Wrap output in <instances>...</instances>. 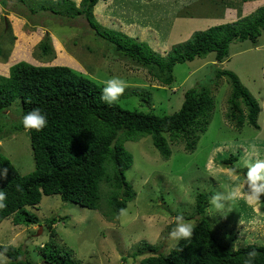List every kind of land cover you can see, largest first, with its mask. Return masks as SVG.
<instances>
[{"label": "rangeland", "instance_id": "obj_1", "mask_svg": "<svg viewBox=\"0 0 264 264\" xmlns=\"http://www.w3.org/2000/svg\"><path fill=\"white\" fill-rule=\"evenodd\" d=\"M73 1L76 5L80 2ZM35 3L36 0H0V74L7 75L10 65L24 60L34 65H67L103 86L108 79L118 77L127 84L118 101L123 108L156 114L177 111L186 90L206 85L212 90L214 108L206 130L191 151L185 149L183 139H168L171 154L164 158L148 134L124 142L133 156L125 175L136 192L124 208L125 215L112 217L104 213V197L98 209H91L63 201L58 194L42 195L39 203L25 206L27 212L38 217V223L14 224L13 215L4 218L0 223V244H9L15 238L22 258L34 264H49L39 248L49 239L47 220L55 217L52 226L56 241L71 249L79 264H140L141 258L151 254L143 250L148 244L167 253L175 244L169 238L175 217L183 214L186 221L196 224L195 198L199 192L230 191L235 180L227 170L237 165H241L242 182L247 171L242 161L257 158L252 154L253 145L264 158V30L254 40L231 41L222 62H217L214 52H210L176 63L172 83L162 85L148 67L96 36L83 16L67 18L50 10L33 13L29 7ZM263 4L264 0H99L93 13L102 25L145 41L166 55L193 32L232 22ZM44 41L49 48L47 54L39 47ZM222 69L233 71L255 97L259 128L245 119L237 129L235 119L227 117L230 85L226 76L218 81L215 78ZM243 111L245 115L246 109ZM4 113L0 116V152L21 174H27L35 167L29 134L14 129L21 120L20 99L13 101ZM231 154L236 158L223 164ZM261 201L264 202V195ZM207 209L204 215L215 233L232 248L264 245V203L257 213L238 199L223 217H211ZM5 257L9 262L10 258Z\"/></svg>", "mask_w": 264, "mask_h": 264}, {"label": "trees", "instance_id": "obj_2", "mask_svg": "<svg viewBox=\"0 0 264 264\" xmlns=\"http://www.w3.org/2000/svg\"><path fill=\"white\" fill-rule=\"evenodd\" d=\"M98 1L80 0L76 5L73 0H36L29 8L33 13L50 10L67 18L83 16L96 36L139 65L148 67L162 85L172 83L176 63L210 52H214L217 62H222L228 55L231 41L254 40L264 30L263 4L247 15L237 16L232 22L193 32L186 41L174 45L162 55L147 42L99 23L93 13ZM39 47L43 54L49 52L46 41ZM222 76H226L230 85L227 117L235 119L237 129L242 127L245 119L259 128V106L255 97L233 71L219 70L215 78L218 81ZM262 77L264 80V63ZM103 87L67 65H34L20 60L10 65L7 75L0 74V116L13 101L20 99L21 120L14 129L28 132L35 166L33 171L21 174L0 152V172L8 170L6 177L0 178V190L7 194V206L0 209V223L10 215H13L14 224L38 223V217L27 212L25 206L39 203L42 195L52 194H58L63 201L91 209H98L101 197H104V213L117 217L136 195L125 175L133 163V156L124 142L148 134L164 158L171 154L168 139H183L185 149L191 151L206 130L214 108L212 90L206 85L186 90L181 106L170 114L130 110L118 102L108 105L101 100ZM243 108L246 109L245 115ZM35 109L45 113L48 120L41 131L25 128L22 122L23 117ZM235 158L231 154L222 163L227 164ZM17 185L21 190H17ZM212 195V192H199L195 198L198 218L190 240L174 244L167 253L148 244L143 250L151 254L141 258L139 263L247 264L248 253L255 250L257 255L253 264H264V245L247 244L232 248L215 233L210 219L204 215ZM55 221V217L47 220L50 235L43 247L40 246L39 253L49 264H79L72 250L56 241L57 233L52 226ZM0 252L10 258L8 264H34L22 258L18 246L0 244Z\"/></svg>", "mask_w": 264, "mask_h": 264}, {"label": "clouds", "instance_id": "obj_3", "mask_svg": "<svg viewBox=\"0 0 264 264\" xmlns=\"http://www.w3.org/2000/svg\"><path fill=\"white\" fill-rule=\"evenodd\" d=\"M126 87V81L123 79L118 77L108 79L102 89L101 100L108 105L117 103ZM22 122L25 128L41 131L46 127L48 120L45 113L40 109H35L25 115ZM252 154L256 155L257 158L255 160L246 159L242 161V167L247 169L242 182L239 176L241 165L227 170L228 175L234 178L235 186L227 193L216 192L209 198L207 209L209 216H226L231 211V205H235L238 199H242L255 212L259 213V205L264 203L261 201V196L264 195V158H260L255 145L252 146ZM7 171V169H3L0 172V178L6 177ZM17 190H21L19 185H17ZM6 199L7 194L0 190V209L7 206L5 203ZM120 214L125 215L126 210L121 209ZM194 228L195 224L191 221H186L183 214L177 215L175 217V227L170 231L169 238L178 245L180 241H188L192 238ZM8 243L11 246H15L16 239L14 238ZM237 243L239 244V241ZM40 246L43 247V244ZM4 251L6 252L7 248ZM256 255L255 250L249 252L247 264H253ZM0 264H8V258L5 257L3 252H0Z\"/></svg>", "mask_w": 264, "mask_h": 264}]
</instances>
